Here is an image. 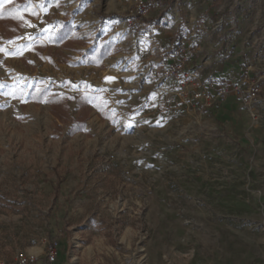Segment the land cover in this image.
<instances>
[{
	"label": "rangeland",
	"instance_id": "obj_1",
	"mask_svg": "<svg viewBox=\"0 0 264 264\" xmlns=\"http://www.w3.org/2000/svg\"><path fill=\"white\" fill-rule=\"evenodd\" d=\"M134 1L0 0V264H264V0ZM182 39L258 102L181 99Z\"/></svg>",
	"mask_w": 264,
	"mask_h": 264
},
{
	"label": "built area",
	"instance_id": "obj_2",
	"mask_svg": "<svg viewBox=\"0 0 264 264\" xmlns=\"http://www.w3.org/2000/svg\"><path fill=\"white\" fill-rule=\"evenodd\" d=\"M151 8L148 0H135L134 6L129 14L130 20L128 25L136 31L140 28L147 29V23L141 22V18L150 15ZM193 58L187 51V44L184 39L176 43L171 62V75L180 83L178 95L184 101L200 103L202 108H210L218 103L224 102L233 92L236 96L244 98L245 102H258L257 89L251 88L248 95L243 94L240 86L229 88L228 83L208 82L203 76L199 68L193 66ZM257 117V114L254 115ZM55 251H50L48 254L49 260H53ZM20 264H28L26 259H22Z\"/></svg>",
	"mask_w": 264,
	"mask_h": 264
},
{
	"label": "trees",
	"instance_id": "obj_3",
	"mask_svg": "<svg viewBox=\"0 0 264 264\" xmlns=\"http://www.w3.org/2000/svg\"><path fill=\"white\" fill-rule=\"evenodd\" d=\"M19 19H21V17H20L19 7L16 4L3 5L0 7V22L3 23V25H6V23L13 21L14 22L13 25L15 26L14 30H16L17 26L15 22ZM69 31H70V26L66 24L65 26H63V28L53 33L51 40H53V42L54 41L56 42L57 40L61 41L62 39H65ZM45 98H47L50 102L60 103L61 107L58 110L65 112L66 105L64 104L65 101L64 97L50 94L48 93L47 89H42V90L33 89L29 97V99H36V100H43ZM82 101H83V105H85L86 99L83 98ZM58 110L53 106L54 113L57 116H60L61 114L59 113ZM78 123H79L78 128L82 129L84 127V122H78Z\"/></svg>",
	"mask_w": 264,
	"mask_h": 264
},
{
	"label": "snow or ice",
	"instance_id": "obj_4",
	"mask_svg": "<svg viewBox=\"0 0 264 264\" xmlns=\"http://www.w3.org/2000/svg\"><path fill=\"white\" fill-rule=\"evenodd\" d=\"M106 79H112V77H106Z\"/></svg>",
	"mask_w": 264,
	"mask_h": 264
},
{
	"label": "crops",
	"instance_id": "obj_5",
	"mask_svg": "<svg viewBox=\"0 0 264 264\" xmlns=\"http://www.w3.org/2000/svg\"><path fill=\"white\" fill-rule=\"evenodd\" d=\"M263 76V75H262ZM258 81H260V77L258 78ZM231 100V99H230Z\"/></svg>",
	"mask_w": 264,
	"mask_h": 264
}]
</instances>
